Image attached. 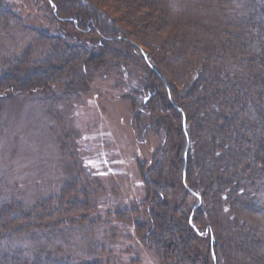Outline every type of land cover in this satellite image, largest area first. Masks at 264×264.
I'll return each mask as SVG.
<instances>
[{"label":"rangeland","instance_id":"obj_1","mask_svg":"<svg viewBox=\"0 0 264 264\" xmlns=\"http://www.w3.org/2000/svg\"><path fill=\"white\" fill-rule=\"evenodd\" d=\"M207 1L166 0L163 7L173 4L164 8L175 22L180 3L186 27L199 18L204 26H235V0ZM79 2L106 12L101 20L119 30L76 28L74 15H57L48 0H0V227L16 225L0 239V256L215 264L216 255V264H264L250 260L264 253V190L245 209L221 195L210 204L189 190L186 171L202 174L203 151L192 123L182 128L191 112L186 84L175 76L189 60L163 49L169 31L136 37L112 8ZM213 32L187 35L201 42ZM236 62L221 60L215 81L246 77Z\"/></svg>","mask_w":264,"mask_h":264},{"label":"trees","instance_id":"obj_2","mask_svg":"<svg viewBox=\"0 0 264 264\" xmlns=\"http://www.w3.org/2000/svg\"><path fill=\"white\" fill-rule=\"evenodd\" d=\"M94 1L101 2L118 13L128 26H133V29L137 31L136 35L134 34L136 37H139L138 35L143 36V34L146 36L161 34L165 31L168 33L169 31L170 34L165 39L163 49L173 53L175 49H178L184 58L189 60L184 67V72L175 76L181 84L184 86L186 84L187 92L184 91V94L188 98L187 105L191 112L189 119L185 114V119L182 120V128L186 131L188 124L192 123L193 132L196 136L195 140L200 141L198 143L203 151L204 165L196 164V168L202 174L197 171L195 173L194 169L191 168L188 169L189 172L186 171V180L191 188L189 190L200 200L207 196L206 202L210 204L217 203L218 197L221 195L226 196V199H233L232 202H235V207L245 209L254 206L257 195L264 190V0H235L239 7L235 11L232 9L237 18L234 22L232 21L235 23L233 28L227 27L228 22L226 25L216 26L220 21L216 22L215 20H213L215 22L211 21L215 25L204 26L200 24L203 18H199L192 22V25L186 27L179 23L184 14L180 10L182 6L180 3L176 4L179 8L175 14L176 21L174 22L170 20L171 16L167 15L169 13L167 9L173 4L164 6L167 9L164 8L163 2L166 0ZM192 1L199 3L207 0ZM48 2L57 10V15L61 17L74 15L77 23L76 28L91 29V31L96 30V32L104 30L106 35L109 32L114 35V32L119 30L114 26L106 25L101 20L100 13L107 14L99 10L97 6H94L95 9H89L82 5L79 0H48ZM222 3L224 4V2ZM228 4L225 8L229 7L230 4ZM241 8L243 9L241 10ZM91 16H95V19ZM211 26L212 28H210ZM214 26L215 28H213ZM189 29L197 33L207 29H213L215 32H213L211 39L200 42L197 41V36L193 35L190 38L187 35ZM68 35L72 37L70 34ZM74 35L80 38L83 34L77 32ZM205 49L209 51L208 54H202ZM183 50L187 53H184ZM143 51L141 49L140 52L146 61L150 62V57ZM187 54L189 57H186ZM221 60L237 61V67L241 69L243 67L246 70V77L233 81L228 80L229 83L216 82L215 79L218 78L219 80V76L224 73L221 72L218 65ZM216 65H218L217 69L215 68ZM46 72L44 70L42 74ZM169 96L172 97L170 92ZM177 108L181 113L183 112L179 105ZM190 127H192L191 124ZM192 172L193 175H199L196 178V181L198 179L197 182L192 179ZM201 187L204 188V191H200ZM195 189L198 190L195 191ZM235 207H232L234 210L230 212L236 217ZM262 210L264 211V209ZM234 223H238V221L235 219ZM10 225L11 227L6 223L0 227V239L8 232L9 228L10 231L14 232L12 228H15V223ZM28 225L30 229L31 224ZM21 227L24 229V225ZM250 229L253 233L254 228L250 227ZM215 242V237L212 234L211 245L214 246ZM213 253L215 255L214 249ZM43 257L51 260L47 255L35 257L33 263L29 262L31 259L28 257L22 262L18 260L19 258L13 262L8 260V253H4L0 256V264H50ZM214 258L215 260L212 259L216 264V255ZM258 259L264 263L263 251L262 254L261 252L258 253L257 259L250 258L251 261ZM60 263L63 262L57 264Z\"/></svg>","mask_w":264,"mask_h":264}]
</instances>
